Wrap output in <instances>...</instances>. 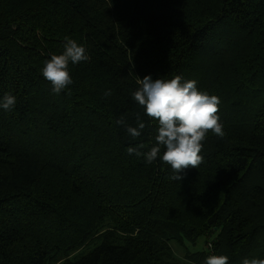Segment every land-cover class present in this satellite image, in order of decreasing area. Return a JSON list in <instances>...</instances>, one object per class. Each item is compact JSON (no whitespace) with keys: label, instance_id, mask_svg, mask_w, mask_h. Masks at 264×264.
<instances>
[{"label":"trees","instance_id":"trees-1","mask_svg":"<svg viewBox=\"0 0 264 264\" xmlns=\"http://www.w3.org/2000/svg\"><path fill=\"white\" fill-rule=\"evenodd\" d=\"M65 37L89 59L56 94L41 69ZM146 75L220 99L225 136L209 132L180 181L127 152L155 144L131 96ZM5 94L16 104L0 108V264L264 259V0H0Z\"/></svg>","mask_w":264,"mask_h":264},{"label":"clouds","instance_id":"clouds-1","mask_svg":"<svg viewBox=\"0 0 264 264\" xmlns=\"http://www.w3.org/2000/svg\"><path fill=\"white\" fill-rule=\"evenodd\" d=\"M61 54H53L46 60L41 74L51 84L52 91L59 94L67 89L73 79L69 65L86 62L89 57L83 45L65 37ZM139 87L131 93L132 99L143 108L144 114L156 122L155 144L147 152L139 151L143 145L129 147L127 152L143 157L146 163L159 159L172 171L170 179L180 181L188 169H198L204 162L201 155L204 141L209 132L221 139L224 138V125L220 121V99L197 88L195 80L185 81L181 75L171 79H152L146 75L138 78ZM106 91L104 96H110ZM16 104V97L5 94L0 98V108L11 111ZM117 123L123 124V119ZM126 126L127 133L133 138L141 135L146 127L137 114V126ZM164 151L161 153V149ZM225 255H209L204 264H228ZM242 264H264V259H244Z\"/></svg>","mask_w":264,"mask_h":264},{"label":"rangeland","instance_id":"rangeland-1","mask_svg":"<svg viewBox=\"0 0 264 264\" xmlns=\"http://www.w3.org/2000/svg\"><path fill=\"white\" fill-rule=\"evenodd\" d=\"M205 240L202 238V239H200L199 241H198V243H197V249H199V248H202L203 247V242H204ZM172 246H174V245H172ZM177 255H178V257H180V258H182V253H180L179 251H178V253H177Z\"/></svg>","mask_w":264,"mask_h":264}]
</instances>
